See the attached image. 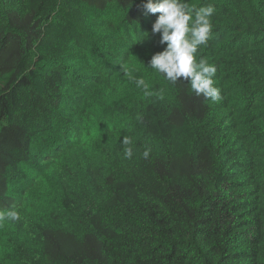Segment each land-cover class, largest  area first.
Listing matches in <instances>:
<instances>
[{
    "label": "trees",
    "instance_id": "1",
    "mask_svg": "<svg viewBox=\"0 0 264 264\" xmlns=\"http://www.w3.org/2000/svg\"><path fill=\"white\" fill-rule=\"evenodd\" d=\"M145 2L0 0V264H264V0H187L217 101Z\"/></svg>",
    "mask_w": 264,
    "mask_h": 264
},
{
    "label": "clouds",
    "instance_id": "2",
    "mask_svg": "<svg viewBox=\"0 0 264 264\" xmlns=\"http://www.w3.org/2000/svg\"><path fill=\"white\" fill-rule=\"evenodd\" d=\"M143 8L147 13L159 14L151 32L159 34V44L164 46L151 56L147 66L163 74L173 84L178 80L187 81L197 95L219 100L220 93L214 79L217 71L215 65L206 59H196L198 49L210 39L214 6L193 8L187 0H146ZM136 83L148 88L142 78L137 79ZM124 143L128 145L130 141L125 139ZM149 152V149H145L143 156L147 158ZM132 154V149L126 147L125 155L131 158ZM6 219H19L18 212L14 209L0 211V221Z\"/></svg>",
    "mask_w": 264,
    "mask_h": 264
}]
</instances>
